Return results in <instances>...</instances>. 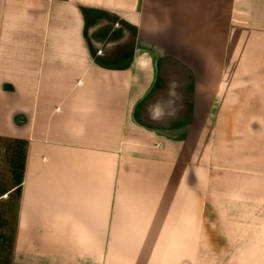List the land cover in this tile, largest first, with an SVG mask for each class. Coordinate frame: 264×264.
<instances>
[{
    "label": "crops",
    "instance_id": "0c3cea01",
    "mask_svg": "<svg viewBox=\"0 0 264 264\" xmlns=\"http://www.w3.org/2000/svg\"><path fill=\"white\" fill-rule=\"evenodd\" d=\"M201 95V148L211 117L264 145V0H0V138L26 147L9 264H106L105 241L143 242L137 264L264 257V217L211 231L196 196L264 210V163L191 167L164 133L188 123L153 115Z\"/></svg>",
    "mask_w": 264,
    "mask_h": 264
},
{
    "label": "rangeland",
    "instance_id": "374dc122",
    "mask_svg": "<svg viewBox=\"0 0 264 264\" xmlns=\"http://www.w3.org/2000/svg\"><path fill=\"white\" fill-rule=\"evenodd\" d=\"M178 56H181L178 54ZM183 65H175V68L181 67ZM187 72L196 73L197 68L193 70L190 66H183ZM201 70V69H200ZM171 72V69H170ZM203 85V82H202ZM191 87L192 83H191ZM192 89V88H191ZM195 100V101H194ZM193 98L191 100V104H195L194 109H190L188 114H177L176 112L171 113H161L158 112L153 114L156 118H158L157 123L162 124V120L168 116L176 117L177 122H180L181 126L183 123L187 124V128H174L173 130H168V132H164L169 135L170 138L175 140H181L182 137L189 138L192 143L190 144V154L191 159V167L199 165H204L206 168L212 169L218 166V169L221 171L231 169H239V166L244 167L247 159L246 153L247 147L250 150H253V154L255 160H249L250 163L254 164V170L260 169L264 163V160H261V156L264 155V145L262 144H236L237 140L235 137L231 138L229 129H220L215 128V118L211 117V122L209 127L202 133L204 138L203 141L206 140V144L201 148L196 144L198 139L197 128L200 121H202L204 116L205 109L208 108L206 98L204 95H201L200 99ZM194 101V102H193ZM205 101V103H204ZM174 106L173 108H175ZM178 108V107H177ZM176 108V109H177ZM206 113L205 115H207ZM211 116H215V114H211ZM147 119V117H146ZM215 121V122H213ZM214 123V124H213ZM215 125V127H214ZM187 126V125H186ZM201 149H204V151ZM26 147L20 142L0 138V264H9L11 250L15 237V228H16V215L18 210V201L19 195L16 190H13L12 193H8L12 187L18 185L23 168L24 156H25ZM205 153V160H201L203 154ZM247 154L248 156H251ZM214 156V157H213ZM198 157L200 161H198ZM248 163V162H247ZM193 164V165H192ZM220 165V166H219ZM249 166V163H248ZM15 189V188H14ZM194 190V189H193ZM213 188H203V191L200 193L197 192V197L201 200L203 204L202 216H205V221L207 225H205L206 229H211V231H220L223 234L228 232L230 227L229 222L232 218L238 217L239 220H243L244 217H264V210L260 207H254L249 209V213L244 210H236L238 213H232L229 208H221L217 209L211 205V201H221L228 200L225 198H220L218 195H215L213 192ZM6 194H8L6 196ZM192 199H196L195 195L191 197ZM214 217H217V222L213 221ZM212 219V222L210 221ZM241 218V219H240ZM211 222V224H208ZM227 231H226V230ZM230 243V242H229ZM228 242L221 241L220 246L222 248L229 247ZM212 245V244H211ZM141 246V247H137ZM121 247H126V249H120ZM213 247V246H212ZM219 247V246H218ZM110 248V249H109ZM105 249L107 250L106 264H137V262H141L142 253L148 252V247L145 246L143 242H133V241H105ZM137 252V256H130L131 252ZM110 253V254H109ZM141 254V256H140ZM247 264H264V257H248L246 258ZM236 258L234 257H221L215 258L213 256L200 258V257H190L188 264H234ZM136 261V262H135Z\"/></svg>",
    "mask_w": 264,
    "mask_h": 264
},
{
    "label": "trees",
    "instance_id": "16d2710c",
    "mask_svg": "<svg viewBox=\"0 0 264 264\" xmlns=\"http://www.w3.org/2000/svg\"><path fill=\"white\" fill-rule=\"evenodd\" d=\"M20 143V141H17ZM22 178H23V168H22V174H21V178H20V181H19V184L17 185V188L15 189L18 193V195H20V192H21V188H20V184L22 182Z\"/></svg>",
    "mask_w": 264,
    "mask_h": 264
}]
</instances>
